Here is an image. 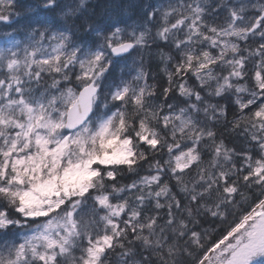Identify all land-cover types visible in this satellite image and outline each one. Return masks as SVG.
Returning <instances> with one entry per match:
<instances>
[{"label": "snow or ice", "instance_id": "obj_1", "mask_svg": "<svg viewBox=\"0 0 264 264\" xmlns=\"http://www.w3.org/2000/svg\"><path fill=\"white\" fill-rule=\"evenodd\" d=\"M0 264H264V0H0Z\"/></svg>", "mask_w": 264, "mask_h": 264}, {"label": "trees", "instance_id": "obj_2", "mask_svg": "<svg viewBox=\"0 0 264 264\" xmlns=\"http://www.w3.org/2000/svg\"><path fill=\"white\" fill-rule=\"evenodd\" d=\"M205 226L207 227L208 225H205ZM217 231H223V226L219 225V222H217Z\"/></svg>", "mask_w": 264, "mask_h": 264}]
</instances>
